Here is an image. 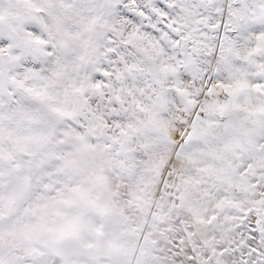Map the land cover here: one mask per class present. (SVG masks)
Returning a JSON list of instances; mask_svg holds the SVG:
<instances>
[{"label":"snow or ice","instance_id":"obj_1","mask_svg":"<svg viewBox=\"0 0 264 264\" xmlns=\"http://www.w3.org/2000/svg\"><path fill=\"white\" fill-rule=\"evenodd\" d=\"M0 264H264V0H0Z\"/></svg>","mask_w":264,"mask_h":264}]
</instances>
